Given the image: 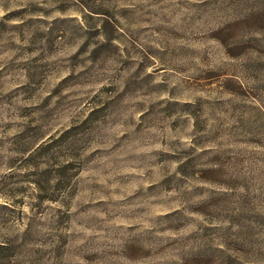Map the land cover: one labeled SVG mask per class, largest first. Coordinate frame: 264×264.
I'll return each mask as SVG.
<instances>
[{"label":"rangeland","instance_id":"rangeland-1","mask_svg":"<svg viewBox=\"0 0 264 264\" xmlns=\"http://www.w3.org/2000/svg\"><path fill=\"white\" fill-rule=\"evenodd\" d=\"M0 264H264V0H0Z\"/></svg>","mask_w":264,"mask_h":264}]
</instances>
